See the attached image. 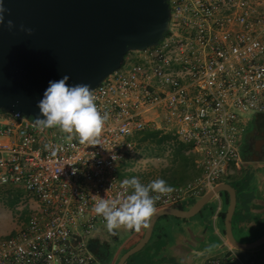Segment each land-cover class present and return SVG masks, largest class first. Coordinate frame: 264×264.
I'll use <instances>...</instances> for the list:
<instances>
[{
  "label": "built area",
  "instance_id": "1",
  "mask_svg": "<svg viewBox=\"0 0 264 264\" xmlns=\"http://www.w3.org/2000/svg\"><path fill=\"white\" fill-rule=\"evenodd\" d=\"M169 6L159 42L128 51L91 89L108 114L101 145L0 111V190L19 189L29 203L23 225L0 234V264H103L90 247L106 227L94 203L126 197L122 181L144 170L138 134L146 128L170 134L165 155L177 143L195 153V174L156 193V209L198 198L241 168L246 133L264 114V0ZM231 259L254 264L233 249ZM230 261L213 255L206 264Z\"/></svg>",
  "mask_w": 264,
  "mask_h": 264
},
{
  "label": "water",
  "instance_id": "2",
  "mask_svg": "<svg viewBox=\"0 0 264 264\" xmlns=\"http://www.w3.org/2000/svg\"><path fill=\"white\" fill-rule=\"evenodd\" d=\"M14 21L0 25V111L23 113L37 120V101L50 80L65 74L66 83H89L91 89L121 66L128 51L156 45L169 26V0H4ZM32 28L28 33L20 26ZM264 115V114H262ZM226 190L225 214L228 241L246 250L264 244V234L242 242L233 232L237 203L235 187L219 182L188 209L162 207L155 211L144 235L127 248L118 264L140 251L149 241L162 215L190 217L216 194ZM93 249L92 243L90 244ZM132 264H176L172 262Z\"/></svg>",
  "mask_w": 264,
  "mask_h": 264
},
{
  "label": "crops",
  "instance_id": "3",
  "mask_svg": "<svg viewBox=\"0 0 264 264\" xmlns=\"http://www.w3.org/2000/svg\"><path fill=\"white\" fill-rule=\"evenodd\" d=\"M256 165H259V163H256ZM191 171L192 175L190 177L195 174L194 167H192ZM258 173L259 178L257 179L259 180L260 190L259 192L254 193V197L252 199L242 201L243 203L240 210L241 217L238 218L236 223L238 235L235 232L232 217L234 235L242 242L253 241L264 234V198L261 196L262 193H264V168L260 169ZM241 176L242 172L240 168L220 182L228 181L234 186L232 182L239 181ZM185 180L186 179L181 182H184ZM176 181L171 182V184L168 185L181 183ZM224 192L227 191L223 190L213 196L202 207V209L207 206L210 201L212 204L206 208L204 213H201V209L198 212L201 213V215L198 217L195 216L197 214L190 217H178L174 215L160 216L155 223L148 243L153 239V244L158 243L162 246L158 257H163V260L155 262H131L130 264L159 262H172L176 264H206L207 259L213 255H220L226 260H231L229 264H237L235 260L231 259L232 249L240 258L244 260H254V264H264V244L256 248L240 250L235 248L228 241L225 229V217L223 218L221 215L223 211L226 214L229 204V194L227 192V203V195H224ZM182 204L183 203L176 206L164 207H180L184 210L189 208L183 207ZM146 227L141 226L139 229L132 228L134 230L133 234L121 244L120 249L114 254L113 258L116 259L127 248L139 241V239L144 235ZM101 234H103V231Z\"/></svg>",
  "mask_w": 264,
  "mask_h": 264
},
{
  "label": "clouds",
  "instance_id": "4",
  "mask_svg": "<svg viewBox=\"0 0 264 264\" xmlns=\"http://www.w3.org/2000/svg\"><path fill=\"white\" fill-rule=\"evenodd\" d=\"M9 12L4 0H0V25L11 29L15 25L12 19H6ZM20 27L28 33L33 31L24 25ZM69 79V74H65L58 80L49 81L42 98L37 101L39 114L36 122L42 129L58 127L66 133L75 134L80 143L100 144L99 137L108 114L99 110L89 83H66ZM122 185L127 193L125 198L121 199L119 195L115 198L102 197L94 203L95 213L104 218L106 228L113 234L121 226L146 227L156 211L155 201L160 198L155 194L172 191V186L162 178L144 184L137 177H132L123 180Z\"/></svg>",
  "mask_w": 264,
  "mask_h": 264
},
{
  "label": "rangeland",
  "instance_id": "5",
  "mask_svg": "<svg viewBox=\"0 0 264 264\" xmlns=\"http://www.w3.org/2000/svg\"><path fill=\"white\" fill-rule=\"evenodd\" d=\"M140 157L141 161L139 163L143 164L144 170L131 171L128 173V179L132 177H137L142 183L148 184L150 181L155 180L157 178L164 179L167 184H171V182H175L180 178L179 172L173 174L174 168L178 167L177 165H173L172 155H165L163 146L150 141L140 142ZM192 170V169H191ZM191 170H189L191 175ZM242 172V170H241ZM188 174V173H187ZM190 177V176H189ZM187 177V178H189ZM186 178V179H187ZM251 183L249 185H244L242 182H232L235 187L238 189L239 198L237 201V207L235 213L233 215V224L236 234L238 235L237 230V221L238 218L241 217L240 210L242 206V189L245 192H259V180L257 179L256 173L252 177ZM10 189L0 190V234L8 233L14 229L20 228L23 223L26 221V213L28 212L29 203L27 199L19 200L12 206L7 202V193ZM15 190V189H14ZM22 196V192L20 194ZM198 198L190 199L182 204L183 207L188 208L192 206ZM212 202L210 201L207 206H205L201 213H204L206 208L210 206ZM201 213H197L195 216H200ZM134 230L132 228L120 227L115 231V234L109 232L107 228L103 230V234H101L98 238L101 240H106L109 244L111 252L115 254L119 249L123 242H125L132 234ZM153 239L149 242L148 245H151ZM118 258V257H117ZM118 264V263H117Z\"/></svg>",
  "mask_w": 264,
  "mask_h": 264
},
{
  "label": "flooded vegetation",
  "instance_id": "6",
  "mask_svg": "<svg viewBox=\"0 0 264 264\" xmlns=\"http://www.w3.org/2000/svg\"><path fill=\"white\" fill-rule=\"evenodd\" d=\"M241 155L243 159V164L241 166L242 176L239 178V181L233 182H242L244 186L245 184L249 185V183H251L252 177L255 175V173L257 178H259L258 172L260 169L264 168V115L258 116L250 125V128L246 133L244 142L241 147ZM256 163H259V165H256ZM235 189L238 200L239 188L235 187ZM254 193L255 191L245 192L242 189V201L252 199L254 197ZM224 195H227V192H224ZM261 196L264 198V193H262ZM92 246L94 248L95 253L103 262V264L118 263L120 256H118V258L116 259L113 258L114 254L111 252L109 244L106 240H101L100 238H97L93 241ZM128 259L125 261V264H130L128 262Z\"/></svg>",
  "mask_w": 264,
  "mask_h": 264
},
{
  "label": "trees",
  "instance_id": "7",
  "mask_svg": "<svg viewBox=\"0 0 264 264\" xmlns=\"http://www.w3.org/2000/svg\"><path fill=\"white\" fill-rule=\"evenodd\" d=\"M170 137V134H162L160 129H149L146 128L139 132L138 134V141L145 142H155L159 145L161 143ZM188 146L184 143H177L172 150V161L173 165H177L178 167L174 168L172 171L173 174H176L179 172L180 178L176 182H181L190 175L189 170L193 167V162L195 158V153L193 152H187ZM188 173V174H187ZM21 191L19 189H10L7 193V202L9 205H14L20 198ZM226 201L228 203V194L226 197ZM222 217H225V212H222ZM93 243V242H91ZM90 243V244H91ZM147 243L140 251L134 253L130 256L128 259V262H155V261H161L163 260V257H158V254L161 251V245L158 243L148 245ZM94 249V248H93Z\"/></svg>",
  "mask_w": 264,
  "mask_h": 264
}]
</instances>
